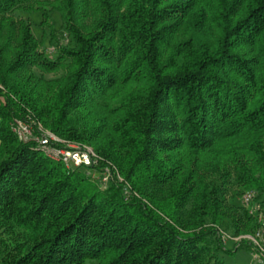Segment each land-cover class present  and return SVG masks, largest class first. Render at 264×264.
Returning a JSON list of instances; mask_svg holds the SVG:
<instances>
[{
    "label": "trees",
    "instance_id": "1",
    "mask_svg": "<svg viewBox=\"0 0 264 264\" xmlns=\"http://www.w3.org/2000/svg\"><path fill=\"white\" fill-rule=\"evenodd\" d=\"M17 9L70 43L48 56ZM0 86V264H226L220 229L256 226L264 0H0ZM27 114L96 164L21 142Z\"/></svg>",
    "mask_w": 264,
    "mask_h": 264
},
{
    "label": "rangeland",
    "instance_id": "2",
    "mask_svg": "<svg viewBox=\"0 0 264 264\" xmlns=\"http://www.w3.org/2000/svg\"><path fill=\"white\" fill-rule=\"evenodd\" d=\"M13 17L15 19H22L26 20L30 24L31 32L33 36L39 41V49L43 52H45L48 56L54 57L55 52H56V47L58 45H67L69 44V36L67 35V32L63 30L61 27V20L58 12L52 11L50 13L49 17V23L52 26L53 32L50 34V28L48 26H44L42 23L43 17L42 13L40 11H24L17 9L13 12ZM57 44V45H56ZM52 50L53 52L51 54H48L47 51ZM37 75H41L39 71L34 70ZM61 75V71L57 73H50V74H43V77L45 79H52L59 77ZM1 87V86H0ZM15 119H21L26 121L31 125V128L36 131L37 130V125L41 124L35 117H32L31 115L27 114L23 118L21 117H16L13 118L10 121V129L11 131L17 136V138L21 142H27L23 141L18 134L16 133L15 129L13 128L14 126V121ZM43 126V125H42ZM52 133H54L57 137H59L55 132L52 130L42 127ZM22 133V132H21ZM60 138V137H59ZM67 141V140H64ZM73 143H78L79 145H86L92 149V151L95 153L93 147L90 144L87 143H79L76 141H72ZM64 144V142H61ZM97 158V157H96ZM96 164V163H95ZM66 167V166H65ZM89 174H93V170H88ZM108 179L109 173L105 172ZM106 179V183H107ZM99 183L101 187H105L106 183L103 182L101 179H99ZM105 183V184H104ZM249 191L245 190L241 195L240 198L242 199V203L244 207L248 210V213H254L255 216V221H256V226L247 232H242L238 233L236 235H232L229 231L221 230L219 231L221 240L226 247V249L230 250L231 252L229 253H224L223 254V260L226 264H264V257H260L258 255L257 247L254 246L252 240L248 237V235L254 234V232L260 228L261 222L258 220V215H261V213H264V208L259 205V211H255L256 208L252 207L253 204H256L254 202L255 195L252 196L251 200L247 203L245 200H243L244 195ZM230 198V195H229ZM237 203H239V200L236 198ZM253 201V204H252Z\"/></svg>",
    "mask_w": 264,
    "mask_h": 264
},
{
    "label": "built area",
    "instance_id": "3",
    "mask_svg": "<svg viewBox=\"0 0 264 264\" xmlns=\"http://www.w3.org/2000/svg\"><path fill=\"white\" fill-rule=\"evenodd\" d=\"M52 52V50L47 51L48 54H51ZM37 126V130L34 131L31 128V125L26 121L15 119L13 128L23 141L32 142L34 146L44 155L50 159L61 161L68 168L72 166L91 165L96 163V154L90 147L86 145L81 146L78 143H73L72 141H64L57 137L54 133L42 128L43 126L41 124ZM61 142H64V144ZM100 179L106 183V174L103 173ZM253 195V191H248L244 195L243 200L248 203ZM252 207L256 208L255 211H259L258 203L253 204ZM258 217L262 226L258 228L254 234L248 235V237L252 240L254 246L257 247L256 252L258 255L260 257H264V213H261Z\"/></svg>",
    "mask_w": 264,
    "mask_h": 264
}]
</instances>
